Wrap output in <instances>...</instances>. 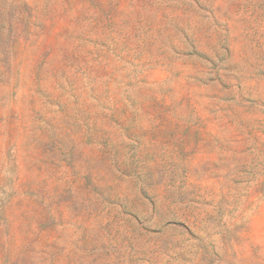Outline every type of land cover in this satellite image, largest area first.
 Returning a JSON list of instances; mask_svg holds the SVG:
<instances>
[{
    "label": "rangeland",
    "instance_id": "374dc122",
    "mask_svg": "<svg viewBox=\"0 0 264 264\" xmlns=\"http://www.w3.org/2000/svg\"><path fill=\"white\" fill-rule=\"evenodd\" d=\"M0 264H264V0H0Z\"/></svg>",
    "mask_w": 264,
    "mask_h": 264
}]
</instances>
